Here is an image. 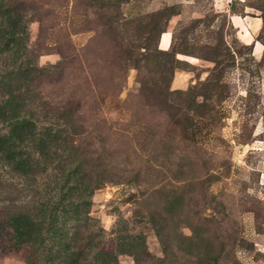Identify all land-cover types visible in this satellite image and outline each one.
<instances>
[{"label":"rangeland","instance_id":"374dc122","mask_svg":"<svg viewBox=\"0 0 264 264\" xmlns=\"http://www.w3.org/2000/svg\"><path fill=\"white\" fill-rule=\"evenodd\" d=\"M15 1L25 33H0V101L41 111L77 86L92 124L40 170L0 163V233L33 220L45 238L0 264H50L62 242L82 264H264V0ZM246 10L260 54L231 19Z\"/></svg>","mask_w":264,"mask_h":264},{"label":"trees","instance_id":"16d2710c","mask_svg":"<svg viewBox=\"0 0 264 264\" xmlns=\"http://www.w3.org/2000/svg\"><path fill=\"white\" fill-rule=\"evenodd\" d=\"M78 1L81 2L80 0ZM30 2L31 0H29ZM97 2L100 3L99 0ZM90 5L92 6V4ZM15 6L18 7L15 0H0V33L9 31L5 35L7 36V41L10 40V43L12 41L16 43V39L22 33H25L24 24L23 29L17 26V24L20 27L22 25L18 22L21 21L19 19L21 7L15 10L13 9ZM249 46L252 47V45ZM41 71L37 67L33 68L30 66V69L25 72L27 76L25 85L27 82L36 83ZM4 77L0 79V83L4 84L0 85L3 89L4 86L11 85V83L5 84ZM12 88L14 89V86ZM21 89L22 87L15 90L19 91ZM31 92L33 96V89H31ZM68 93L66 95L48 96L44 100L40 99L41 104L39 106H42V110L34 111L38 106L32 104L34 108L29 113L22 109L23 103L25 104V102H21L22 100L25 101L24 97L21 100L20 96L22 93L9 96L11 98L8 99H1L0 121L8 125L9 131L2 133V136H0V163L6 164V167L13 170H15V167L16 170L21 167L19 171L26 175L36 169L40 170L41 162L49 161L54 156L61 158L69 147H74L78 144L79 139L86 131L85 127H89L92 124L91 116L84 111L83 107L85 104L83 99L80 98L78 87L73 86ZM34 102L35 100L32 103ZM77 120L79 121L77 122ZM19 143L33 145L39 156L34 160L23 158V154L14 151ZM88 144L92 145V143ZM59 152H62V154H59ZM7 222L8 227L1 229L2 234L0 233V258L10 256L21 250L28 251L30 254H37L43 240L45 241L43 223H34L32 220L22 226L20 224L15 225L13 219ZM38 230H40V233H38ZM42 249L41 247L40 251ZM44 258H47V261L51 262L50 264H82L77 255L71 253V248L64 247L63 242L57 245L53 244Z\"/></svg>","mask_w":264,"mask_h":264},{"label":"crops","instance_id":"0c3cea01","mask_svg":"<svg viewBox=\"0 0 264 264\" xmlns=\"http://www.w3.org/2000/svg\"><path fill=\"white\" fill-rule=\"evenodd\" d=\"M246 12L243 15L233 14L231 15V19L234 26L237 28L241 42L247 45H253L255 54H260L263 46L257 41L256 36L262 28V19L258 17L259 15H249L248 10H246ZM162 42L163 46L161 45V48L169 49L172 43L170 31L163 32L160 43L162 44Z\"/></svg>","mask_w":264,"mask_h":264}]
</instances>
